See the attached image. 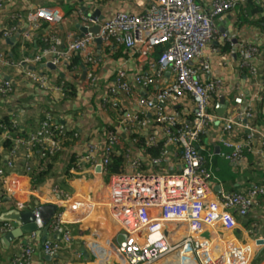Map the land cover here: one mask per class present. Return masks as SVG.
Instances as JSON below:
<instances>
[{"label":"built area","instance_id":"obj_1","mask_svg":"<svg viewBox=\"0 0 264 264\" xmlns=\"http://www.w3.org/2000/svg\"><path fill=\"white\" fill-rule=\"evenodd\" d=\"M145 1L146 8L137 15L118 12L99 22L88 14H79L86 32L68 41L63 49L57 46L54 33L64 20L62 9H30L26 15L28 27L21 33V50L26 49L25 43L42 23L48 26L40 38L44 47L33 55H23L17 63L0 50V66L21 69L24 78L42 93L63 95V86L54 87L45 74L24 68L51 64L65 69L70 57L80 54L83 64L89 67L85 77L94 83L100 59L93 46L99 40L102 45L130 51L148 67L147 72L132 75L123 68L117 70L105 102L135 90L154 92L153 96L138 98L140 111L122 112L115 126L110 123L105 128L101 141L89 140L82 151L73 155L68 174L78 176L81 185L77 189L65 176L39 177L44 163L64 151V136L71 131L55 123L51 111H41L36 130L23 136L12 137L5 126H0V210L31 211L41 205H55L48 238L41 244L43 255L49 258L69 245L70 227L104 207L123 231L117 244L118 255L125 259L120 264H156L169 255H174V264H182L185 258L194 264H251L255 259L253 246L235 239L233 231L236 217L246 218L259 205L264 186L254 183L241 191H220L214 197L209 187L213 175L197 148L201 137L215 127L219 157L238 164L246 160L247 154H254L264 163V125L255 124L260 91L256 99L247 102L242 94L234 95L222 117L213 112L212 105L224 89V80L212 68L211 58L221 54L219 46L211 45L214 41L234 49L238 68L257 81L259 88L264 85V62L260 65L258 48L247 41L237 42L235 36L219 33L216 28L221 16L243 7L248 0H213L206 9L195 0ZM3 2L0 0V10ZM261 3L264 9V0ZM21 18L18 14L7 18L15 25L3 31L4 39L18 31ZM94 28L96 35L91 32ZM155 49L162 51L153 59ZM165 74L170 77L166 85L161 84ZM13 91L12 82L0 80V98ZM185 99L193 106L190 120H181L172 112ZM14 112L9 114L13 128L19 126ZM118 125L126 134L142 136L143 146L129 137L125 147ZM73 139H78L76 133ZM4 140L11 143L7 149L1 147ZM157 146L158 156L150 157L146 150ZM174 154L178 156L177 170L151 171L152 166H161ZM113 157L124 161L118 174L107 170ZM85 173L97 175L98 181L87 180ZM99 177H106L105 183ZM77 211L84 213L82 219L75 215ZM10 231V223L0 225V235ZM29 237L35 238L34 234ZM34 253L31 244L19 245L10 264H32ZM97 260L95 263L100 264Z\"/></svg>","mask_w":264,"mask_h":264},{"label":"crops","instance_id":"obj_2","mask_svg":"<svg viewBox=\"0 0 264 264\" xmlns=\"http://www.w3.org/2000/svg\"><path fill=\"white\" fill-rule=\"evenodd\" d=\"M195 1L206 9L213 0ZM146 4L145 0H100L99 4L95 0H4L3 9L0 10V33L10 28L11 22L8 21V17L18 14L22 18L18 22V31L12 37L4 39L3 35L0 36V50L5 52L10 61L17 63L23 55H33L39 49L37 44L38 33L34 32L28 42L25 43L26 49L21 50V33L28 27L26 15L30 9L46 6H58L62 9L65 15L63 23L56 28L54 33L57 46L59 49H63L68 41L74 37H81L83 34L81 31L83 24L79 20V14L92 16L95 11H99V17L96 19L100 22L118 12L137 15L142 13ZM238 16L239 11L236 9L226 13L216 21V28L219 33L235 36L237 42L247 41L256 46L259 50V63L262 65L264 62V33L257 26L241 23ZM221 43L214 41L211 44L212 46L215 44L217 47L219 46L221 51V54L211 58L214 74L221 76L224 80L222 95L215 98L212 104L213 109H215L219 97H223L225 101L230 103L229 101L234 95L242 94L243 100L247 102L252 98L256 99L258 91L261 92V88L256 85L257 81L251 80L244 70L238 68V59L234 49L229 48V51L222 52L223 45ZM14 45L17 46L12 49ZM93 52L100 59L95 69L96 81L94 83L85 77L89 67L83 64L80 54V67L75 69L74 77L64 68L50 69L45 65H33L24 68L26 71L45 74L54 87L67 84L73 86L75 94L72 98L65 94L42 93L34 84L24 78L21 69L0 66V80L12 82L14 89L11 95L0 98V119L9 117V114L15 111L20 129L29 132L36 130L41 118V111H51L55 123L64 125L78 135V139L71 141L70 145L64 146V151L58 155L51 170V176L59 179L65 176L68 184L75 189L81 184L77 175L70 176L68 174L73 155L82 151L85 142L89 140L101 141L105 134V128L110 123L115 126L119 119L118 116L122 112L140 111L136 106L140 96L148 97L154 94L153 91L135 90V93L131 95L120 94L115 98L107 99L109 101L105 102L107 88L113 82L117 70L123 68L132 75L147 72L148 67L141 64L135 55L123 48H112L96 42L93 46ZM206 52L209 54L208 49ZM156 57L157 54L154 50L151 58ZM169 80L170 77L165 74L161 84L166 85ZM161 87L162 85L159 88ZM260 101L255 104L257 114L255 124L263 127L264 112L262 111L264 109L262 99ZM164 106L170 110L168 106ZM192 108L190 100L185 99L172 112L176 113L181 120H190ZM261 117L263 118L260 120ZM118 130L126 147V142L130 140L131 135L124 133L122 126L119 127L118 125ZM217 147L214 127L202 136L197 144V148L206 158L207 166L213 175L209 187L214 197L220 191H241L254 183H260L264 186V163L259 157L254 154H247L245 161L231 164L218 156ZM177 167L178 156L174 154L161 166H152L151 171L155 173L161 170L174 172ZM85 175L87 180L98 181L97 175L94 176L89 173H85ZM99 178V181L104 180L105 183L106 177L104 179ZM90 214L87 219L81 220L77 225L69 228L72 234L71 242L62 247L54 258L43 255L40 240L37 241L35 238L32 240L29 236H25L21 240L3 244V236L0 235V264H10L12 257L18 252L19 245L24 246V243L25 245L31 244L35 249L32 264H65L66 262L74 263L77 261L80 264H99L95 263L96 259L98 262L100 261V264L124 263L125 259L118 255L117 249V244L123 235L121 225L109 215L104 207L97 208L93 214ZM75 215L82 219L84 213L77 211ZM99 218L107 223V229L96 221ZM236 222L237 226L233 231L234 238L241 242L250 243L255 250L254 264H264V198L259 201V205L246 218L236 217ZM139 236L142 237V235ZM260 240L263 241L262 245L258 243ZM253 243H256V246ZM173 257L174 255H169L156 264H174ZM182 262V264H194L192 259L188 258Z\"/></svg>","mask_w":264,"mask_h":264},{"label":"trees","instance_id":"obj_3","mask_svg":"<svg viewBox=\"0 0 264 264\" xmlns=\"http://www.w3.org/2000/svg\"><path fill=\"white\" fill-rule=\"evenodd\" d=\"M97 1V3L99 4L100 3V0H95ZM236 11L238 10L239 11V16H238V20L241 22V23H247V24H251L253 26H257L262 33H264V9H263V6H262V3H261V0H248L247 3L243 6V7H235L233 10ZM256 16V18H255ZM14 22H11L9 24V26H14ZM46 30H48V26L45 24V23H42L40 28H39V31L36 32L38 33V39H37V44L39 46V48H43L44 45L43 43L41 42L40 38H41V34L43 32H45ZM3 34V31H1L0 33V36H2ZM17 45H14L12 47V49H14ZM229 46L228 44H224L223 47H222V52H227L229 51ZM162 49H155V52L157 54V56L161 53ZM13 53H14V50H13ZM7 57V56H6ZM8 59V57H7ZM9 60V59H8ZM80 56L79 54H73L71 57H70V60L67 62V65L65 67V70L68 71L69 73H71V76L74 77V71L75 69L79 68L80 67ZM63 89L65 90L63 92V94H65L67 97H70L72 98L75 94L74 90H73V86L71 85H63ZM260 97L262 99V102L264 101V85L261 86V92H260ZM261 102V101H260ZM263 117L260 118V120L262 119ZM0 126H5L9 133H10V136L12 137H16V136H23L25 135L26 131H22L20 129V127H15L13 128L10 124V120H9V117H3L0 119ZM35 131V130H33ZM29 132H32V131H29ZM73 134L74 132L71 130V131H68L66 132L65 136H64V142H63V147L66 146V144H71L74 139H73ZM130 138H136L138 141H137V144L138 146H143V138L142 136L140 135H131ZM11 145L10 141L9 140H4L2 141L1 143V147L2 149H7L9 148ZM159 151H160V147L157 146V147H152L151 149H147L146 152L147 154L152 157V158H155L158 156L159 154ZM0 157H1V154H0ZM58 157V156H57ZM57 157H52L49 162H46L44 163L45 166L43 167L44 170L42 172H40L39 174V177H47V176H51V170L53 169V166H54V163L56 162V158ZM43 163V162H42ZM41 163V164H42ZM123 164H124V161L122 158L120 157H113L112 158V161L110 163V165L108 166L107 170L109 172V174H118L122 171V168H123ZM257 184H260V183H257ZM264 198V197H263ZM4 224V222H1L0 221V225ZM18 241V240H17Z\"/></svg>","mask_w":264,"mask_h":264},{"label":"water","instance_id":"obj_4","mask_svg":"<svg viewBox=\"0 0 264 264\" xmlns=\"http://www.w3.org/2000/svg\"><path fill=\"white\" fill-rule=\"evenodd\" d=\"M98 14L99 11H95L91 16V18L92 19L98 18L99 17ZM81 31L82 33L86 32L84 28H82ZM91 32L96 35L97 29L94 28L91 30ZM96 42L100 43L99 40H97ZM45 66L50 69H55V67H53L51 64H46ZM227 106H228V102L225 101L223 97H219L218 102L214 109L215 113L219 117H222L226 112ZM96 171H99V168H97ZM56 210L57 207L55 205L45 204L31 211L8 210L2 212L0 214V221L4 223H10L12 226V231L3 235L4 240L2 241V243L7 244L16 240H21L25 236H29L31 234H34L35 239L37 241L40 240L41 243H44L48 238L47 235L48 224L50 223L51 219L56 213ZM96 221L107 229V223L103 219L99 218L96 219ZM258 243L262 245L263 241L260 240L258 241Z\"/></svg>","mask_w":264,"mask_h":264},{"label":"rangeland","instance_id":"obj_5","mask_svg":"<svg viewBox=\"0 0 264 264\" xmlns=\"http://www.w3.org/2000/svg\"><path fill=\"white\" fill-rule=\"evenodd\" d=\"M251 264H254V261H252Z\"/></svg>","mask_w":264,"mask_h":264}]
</instances>
